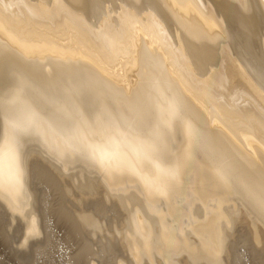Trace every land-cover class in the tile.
Segmentation results:
<instances>
[{
	"label": "bare ground",
	"instance_id": "6f19581e",
	"mask_svg": "<svg viewBox=\"0 0 264 264\" xmlns=\"http://www.w3.org/2000/svg\"><path fill=\"white\" fill-rule=\"evenodd\" d=\"M21 76L53 101L128 116L163 82L238 178L218 184L198 154L176 197L243 196L264 225V0H0V89Z\"/></svg>",
	"mask_w": 264,
	"mask_h": 264
},
{
	"label": "rangeland",
	"instance_id": "374dc122",
	"mask_svg": "<svg viewBox=\"0 0 264 264\" xmlns=\"http://www.w3.org/2000/svg\"><path fill=\"white\" fill-rule=\"evenodd\" d=\"M24 167V194L0 198L1 264H264L262 215L243 196H178L156 216L139 190L59 161L39 142L26 144Z\"/></svg>",
	"mask_w": 264,
	"mask_h": 264
},
{
	"label": "clouds",
	"instance_id": "9594fccd",
	"mask_svg": "<svg viewBox=\"0 0 264 264\" xmlns=\"http://www.w3.org/2000/svg\"><path fill=\"white\" fill-rule=\"evenodd\" d=\"M147 89L146 104L136 116L105 105L89 112L53 101L23 76L0 89V198L22 194L28 142H39L59 161L84 164L110 184L139 190L156 216L159 206L184 187L198 154L210 177L231 188L238 179L231 163L184 114L180 97L163 82H149Z\"/></svg>",
	"mask_w": 264,
	"mask_h": 264
}]
</instances>
